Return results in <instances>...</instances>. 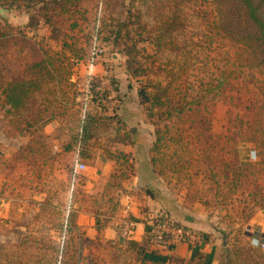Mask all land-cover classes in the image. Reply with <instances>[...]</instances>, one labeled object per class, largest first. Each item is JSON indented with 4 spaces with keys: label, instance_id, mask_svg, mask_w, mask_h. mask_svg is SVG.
Wrapping results in <instances>:
<instances>
[{
    "label": "trees",
    "instance_id": "obj_1",
    "mask_svg": "<svg viewBox=\"0 0 264 264\" xmlns=\"http://www.w3.org/2000/svg\"><path fill=\"white\" fill-rule=\"evenodd\" d=\"M128 2L130 7L150 4L155 9L153 21L143 23V11L138 8L132 13L130 8L124 20H105L96 15L91 22L88 16L91 10L85 7L84 0H0L7 8L24 9L27 13V22L22 26H14L0 17V118L5 119L12 130V134L9 131L8 134L28 139L14 154V163L25 164L29 172L39 180L45 175L43 173L49 174L50 164L57 160L51 152L50 139L45 131L53 120L61 122L69 136L64 152L67 153L66 168L72 185L79 178L76 167L85 166L93 159L88 146L91 138L95 137L99 141L98 135L103 132L114 135L111 141L131 142L132 130L123 124L118 108L109 109L106 106L109 92L95 91L96 85L101 83L100 80L96 77L93 79L90 90L94 92L95 99L90 104L77 100L80 93L76 84L71 81L74 65L88 58V48L95 47L103 34H107L106 38L112 40V44L126 57L124 72L129 79H134L139 103L154 128L155 139L150 150V162L154 173L161 179L167 180V174L183 172L190 165L188 162L180 165V160L176 163L168 162L165 148L172 145L183 147L185 139L178 128L171 135L172 128L169 123L175 128L178 123L189 120L204 127L207 121L204 110L207 108L206 101L210 93L226 88L235 89L240 85L245 86L244 82L253 81L260 84L261 88L264 87V0ZM94 4L97 6L99 3ZM195 17L204 25L203 32L196 35L188 31V26ZM39 29H46L47 33L36 34ZM197 36L210 41L220 40L230 49L226 53L225 65L218 66L215 73L204 70L201 73L205 75L194 80V66L200 63L198 43L194 41ZM148 46L154 53L167 52L170 55L164 64L157 67L154 65V72L150 74L146 72V63L140 61ZM98 48H102L100 44ZM150 57L153 58L154 54ZM152 74L155 77L159 75L160 78L153 79ZM258 107L263 109L264 105L260 104ZM256 109L253 110L254 123L247 131L253 134L249 137L251 140L257 136L261 138L258 143L255 142L259 155L256 171L259 175L253 181L254 189H250L247 196L250 203L263 210L264 122ZM239 123L243 124L242 119ZM206 128L209 130V127ZM203 149L208 152L207 148ZM105 153L117 163L110 184L116 190L121 182L134 174L133 157L108 149ZM178 153L177 149L174 154ZM203 159L209 162L211 157L204 156ZM221 160V165L224 166L221 173H214L213 170L211 175L215 190L213 198L218 204L224 202L218 197L223 183L226 182L230 193L239 191L241 186L245 188L242 182L246 181L242 177L247 178L254 173H246L232 167L229 161ZM176 178L180 181L179 176ZM146 192L152 197L155 196L149 190ZM185 197L189 202L200 201L211 207L210 202L201 197H191L190 193L185 194ZM57 200V192L48 193L40 204V212L45 213L44 215L60 216L65 221L67 238L62 243L37 240L33 244L37 245L36 248L41 253L45 252L44 255L46 251H51L55 260L60 257L63 261L64 257H68L66 264H79L81 242L86 239L76 224V209L72 204L67 207L64 204L60 207L54 205ZM116 204L115 201L110 203L105 213L97 215L99 231L114 217ZM143 213L144 243H129L134 255L125 264H199L195 258L181 259L151 249L164 246L152 241L151 226L148 224L152 211L144 209ZM128 218L136 220L130 216ZM227 218L228 216L222 217V221ZM249 218L250 216L245 218V221ZM114 243L109 244L115 245ZM234 253L235 256L245 254L238 247H235ZM254 258L264 263L263 255L256 254ZM245 260H248L247 257ZM228 264H234L233 260H229Z\"/></svg>",
    "mask_w": 264,
    "mask_h": 264
},
{
    "label": "rangeland",
    "instance_id": "obj_2",
    "mask_svg": "<svg viewBox=\"0 0 264 264\" xmlns=\"http://www.w3.org/2000/svg\"><path fill=\"white\" fill-rule=\"evenodd\" d=\"M84 1L85 7L91 10L88 15L91 22H93L96 15L102 16V19L105 20L110 18L120 21L124 20L130 8L132 13H135L138 8L143 11V23L152 22L155 15V9L151 8L150 4L130 7L128 0ZM94 3L99 4L96 6ZM0 9L4 13V16L0 14V17L6 19L14 26H22L27 22V13L24 9H10L1 3ZM203 29L204 25L197 17L188 26V31L194 33V35L200 34ZM46 33V29H39L36 32L38 35H45ZM106 37L108 35L103 34L101 41L95 47L92 49L88 48V58L74 65V68L78 69L79 72L81 71V75L87 76L85 77L86 80L78 79H81L83 83H87L89 94H94L90 88L93 85V79L96 77L101 83L96 85L95 89L104 85L105 90L109 88L111 91L116 92L115 97L111 101L116 99L114 107H119L124 98L123 85L127 83V80L134 83L135 81L134 79H129L124 72L123 65L126 57L118 51L119 48L117 46L112 44V40ZM194 41L198 43L197 51L200 61L194 66L193 74L196 77H193L194 80L205 75V73H201L204 70L215 73L218 66L222 67L225 65L226 53L230 49L225 42L205 40L199 38V36L195 37ZM99 44L102 47L101 49L105 48L104 52H101L102 50L98 48ZM121 48L122 45H120ZM153 54L154 57H150ZM113 56L115 57L113 58ZM168 57L170 55L167 52L154 53L152 48L148 46L143 59L140 61L144 64L146 63V72L150 74L154 72V65L157 67L160 64H164ZM198 67L201 68L196 69ZM152 75L153 79L160 78L159 75H156L157 77L154 74ZM89 77L90 79L88 80ZM79 82L81 83V81ZM240 82L243 81L240 80ZM244 83L246 84L245 86L240 85L235 89L226 88L219 92L214 91L208 95L207 108L204 110V115L207 119L206 126L202 127L199 123H191L189 120H184L173 128V125L169 123L172 128L171 135H174L175 129L178 128L185 139L183 147L172 145L169 148H165L169 158L168 162L176 163L180 160V165H186L187 162L190 165L183 172L174 175L171 173L172 176L167 174L168 179L163 178L161 185V188L162 186L164 189L167 188L165 191L172 199L182 198L185 194L190 193L191 197H201L203 200L209 201L212 210L216 214V227L219 231L232 230L234 234L232 237L233 241L241 230L242 233H245L249 221H245V218L254 216L257 211L264 212V209L261 210L260 207L250 203L247 196L250 189H254L252 186L253 181L259 175L256 171L259 155L255 142L258 143L261 140L259 136L251 140L249 137H252L253 134H250L247 129L254 123L252 120L254 117L253 110L260 104L264 105V87L261 88V85L255 81ZM114 88H117V91ZM96 93L101 92L97 91ZM86 96L87 94L82 99L86 103L90 104L95 99H90V97L87 98ZM256 111L260 112L261 121L264 122V108L259 109L258 107ZM241 119L243 121L242 125L239 123ZM195 127L197 130H195ZM206 127H209V130ZM8 131L12 130L8 127L7 121L0 118V264H66L68 257H64L63 261H61L62 258L60 257L55 260V255L51 251H46L44 255L45 252L41 253L36 248L37 245L33 244L37 240L46 241V243H62L67 238L65 221L60 216L42 214L37 208V202L35 201H43L48 193H53L57 189V191L59 190L58 200L54 205L60 207L64 204L67 207L73 202L80 185V176L86 168L82 170L76 167L79 178L73 185L68 182L69 190L66 189V176L63 173L51 178L46 172L43 173L45 175L42 180H39L26 167L25 174L21 166L20 168L16 164L12 166L11 163L7 164L8 160H5L6 157H11L19 144L24 142L23 139L6 135ZM244 139L246 141H243ZM205 142H208V145H205ZM203 148H207L208 152H205ZM177 149L179 150L178 155L174 154ZM204 156L211 157V160L209 162L205 161L203 159ZM221 159L229 161L231 166L236 169L246 173H254L247 178L242 177V180L246 181V183L242 182V184H245V188L241 186L242 190L240 189L239 191L234 190L230 193L226 187V182L223 183L218 197L224 202L223 204H218L213 198L215 190L214 180L212 181L211 175L213 170L214 173H221L224 167L221 165ZM211 161L212 163L210 164ZM166 170L167 172L170 171L169 168ZM19 175L20 179L18 178ZM22 175L23 179H21ZM178 176L180 181H177L176 177ZM248 185L250 186L246 188ZM5 198L18 199L19 204L13 201L10 206L5 207L2 205V201ZM169 206V210L172 211V205ZM157 210L154 209L152 212L156 213L158 212ZM164 211L166 212L167 210L163 209ZM168 213L172 215V213ZM224 216H228L227 220H224L227 225L222 221ZM131 237L123 239L119 233V238L113 241L115 245L109 243L108 245H102L98 242L92 243L83 240L81 242L82 251H80L79 264H125L131 255L127 250L117 247L119 245L118 240H129Z\"/></svg>",
    "mask_w": 264,
    "mask_h": 264
},
{
    "label": "crops",
    "instance_id": "obj_3",
    "mask_svg": "<svg viewBox=\"0 0 264 264\" xmlns=\"http://www.w3.org/2000/svg\"><path fill=\"white\" fill-rule=\"evenodd\" d=\"M80 72L78 69L73 68L71 81L76 84L80 93L77 100L82 101L83 96L89 93V87L87 83H83L81 80L87 76L81 75ZM123 87L124 98L117 108L125 127L132 130L131 142L111 141L114 135L110 133H99V141H96L95 137L89 140L88 146L93 159L85 164L86 170L82 171L83 174L80 176V185L73 199L74 202L70 203L76 209V224L80 228L83 237L90 242L108 245V243L119 238L120 221L130 216L136 219L137 225L134 233L129 240L119 239L120 244L117 247L127 250L130 255H134L129 243L134 242L137 245H142L145 240V226L142 223L145 215L143 213L144 209H150L151 211L158 209L156 213H163V209H166L185 225L201 233L203 240L194 247L184 243H175L162 248L155 247L151 249L181 259L190 260L195 258L199 264H228L231 259L234 264H264L258 258H254L256 254L264 256V252L253 244L255 239H264V212L257 211L254 216H251L248 219L249 221L247 220L245 233H242L241 230L233 241L234 234L232 230L221 232L216 227V214L211 207L200 201L189 202L185 196L172 199L165 191L167 188L164 189L163 186L161 188L163 181L154 173L150 162V150L155 139L153 125L139 103L135 83L127 80ZM45 131L50 139L51 152L57 157V160L49 166V176L52 178V176H58L59 173L65 174L66 189H68L69 174L66 168L67 153L64 152V146L68 142L69 136L58 120L51 121ZM6 135L24 140L23 143L18 145L11 157H6L5 160H8L7 164L11 163L12 166L14 164L18 165L19 168L21 166L26 174L25 164L22 162L14 163V154L22 145L27 143L28 139L20 136H10L8 133ZM106 149L111 152H122L133 157L134 174L129 179L121 182L120 187L116 190H113L110 184L117 163L107 157ZM3 176L6 179L4 174ZM33 176L35 177V175ZM18 178L20 179V175ZM23 178L22 175L21 179ZM147 190L154 193L155 196L152 197L147 194ZM58 191L55 189L53 193H58ZM13 201L19 204L18 199L5 198L2 205L5 207L10 206ZM114 201L117 203L115 215L108 225L99 231L96 221L97 215L105 213L110 203ZM35 202H37L36 205L40 211L42 201ZM169 205H172V211L169 210ZM237 240L239 241L237 242ZM235 247H238L245 254L235 256ZM246 257L248 260H245Z\"/></svg>",
    "mask_w": 264,
    "mask_h": 264
},
{
    "label": "built area",
    "instance_id": "obj_4",
    "mask_svg": "<svg viewBox=\"0 0 264 264\" xmlns=\"http://www.w3.org/2000/svg\"><path fill=\"white\" fill-rule=\"evenodd\" d=\"M104 86V85H103ZM98 87L95 91H107L109 92L108 102L106 106L109 109H114L115 100L111 101L115 97L114 91L109 88L104 89V87ZM117 91V88H114ZM87 98H94V94H87ZM79 169H85L84 165H78ZM128 210V209H127ZM148 224L151 226V236L153 243L157 245L167 246L169 244L184 243L189 246H197L202 240L203 235L197 230L185 225L183 222L178 220L173 215L163 212V213H151L148 217ZM136 222L129 219L128 217L123 218L119 224V233L121 237L130 238L135 230ZM253 244L257 246L262 252H264V239H255Z\"/></svg>",
    "mask_w": 264,
    "mask_h": 264
},
{
    "label": "water",
    "instance_id": "obj_5",
    "mask_svg": "<svg viewBox=\"0 0 264 264\" xmlns=\"http://www.w3.org/2000/svg\"><path fill=\"white\" fill-rule=\"evenodd\" d=\"M0 14L4 16V13H3V10L2 9H0Z\"/></svg>",
    "mask_w": 264,
    "mask_h": 264
}]
</instances>
